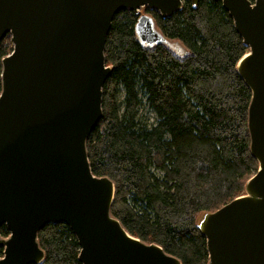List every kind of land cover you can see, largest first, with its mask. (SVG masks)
Here are the masks:
<instances>
[{
  "label": "water",
  "instance_id": "1",
  "mask_svg": "<svg viewBox=\"0 0 264 264\" xmlns=\"http://www.w3.org/2000/svg\"><path fill=\"white\" fill-rule=\"evenodd\" d=\"M196 5L200 0H190ZM220 1L248 53L237 63L251 91L247 113L256 172L244 195L201 214L208 264H264V0ZM181 0H0L1 60L0 264H41L37 241L47 224L73 233L81 264H181L156 244L130 236L110 209L115 188L90 169L86 143L102 117V89L111 73L104 50L113 17L139 15L143 46L167 43L144 7L162 18Z\"/></svg>",
  "mask_w": 264,
  "mask_h": 264
},
{
  "label": "trees",
  "instance_id": "2",
  "mask_svg": "<svg viewBox=\"0 0 264 264\" xmlns=\"http://www.w3.org/2000/svg\"><path fill=\"white\" fill-rule=\"evenodd\" d=\"M181 2L167 18L145 8L167 41L150 47L134 33L139 15L113 17L104 50L111 73L86 152L92 174L112 181L110 213L130 236L181 264H208L198 217L244 195L257 170L247 128L251 91L236 69L249 50L220 1ZM8 40L0 41V92ZM0 236H9L5 226ZM37 241L41 264H81L66 224L45 225Z\"/></svg>",
  "mask_w": 264,
  "mask_h": 264
},
{
  "label": "rangeland",
  "instance_id": "3",
  "mask_svg": "<svg viewBox=\"0 0 264 264\" xmlns=\"http://www.w3.org/2000/svg\"><path fill=\"white\" fill-rule=\"evenodd\" d=\"M144 10H145L144 7L140 8L139 9V14L140 15H147V14L144 13ZM147 16H149V15H147ZM8 41L11 42L10 36H9V40ZM11 45H12V43H11ZM139 115L148 118V122L149 123L153 122V120H154V115L152 113L147 112L146 108L140 107Z\"/></svg>",
  "mask_w": 264,
  "mask_h": 264
}]
</instances>
